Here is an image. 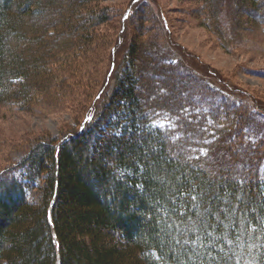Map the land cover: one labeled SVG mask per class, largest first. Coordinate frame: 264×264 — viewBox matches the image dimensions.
Wrapping results in <instances>:
<instances>
[{
	"label": "trees",
	"instance_id": "trees-1",
	"mask_svg": "<svg viewBox=\"0 0 264 264\" xmlns=\"http://www.w3.org/2000/svg\"><path fill=\"white\" fill-rule=\"evenodd\" d=\"M105 1L0 0V107L65 105L89 86ZM194 3L222 36L264 29V0ZM129 4L121 59L114 47L82 116L0 168V264H264V106L154 38L148 22L171 31L159 0ZM181 218L204 233L195 254L174 242ZM213 229L228 240L208 244Z\"/></svg>",
	"mask_w": 264,
	"mask_h": 264
},
{
	"label": "rangeland",
	"instance_id": "rangeland-1",
	"mask_svg": "<svg viewBox=\"0 0 264 264\" xmlns=\"http://www.w3.org/2000/svg\"><path fill=\"white\" fill-rule=\"evenodd\" d=\"M130 1L104 2L115 7L114 18L99 27L101 33H105L102 43H108L98 47L97 59L89 65L94 68L89 86L84 85L85 89L79 95L65 105L40 101L26 108L12 104L0 107V168L19 161L38 138L59 135L65 127L74 125L82 116L90 95L102 81L105 70L110 68L109 53L111 50L114 52V47L117 49V60L121 59L115 42L118 39L119 19ZM194 1L159 0L171 20V31L154 29L157 28L156 24L148 22L151 25L150 32L154 30L152 35L159 40L175 41L185 50V60L191 65L197 66L199 62L203 66L216 68L232 88L241 89V97L264 106V29L260 24L250 21L238 34L224 33L226 36H222L223 32L207 26ZM136 5L129 4L128 8H135ZM128 11L125 16H128ZM257 121L260 122V119ZM30 194L36 200L40 189L34 188Z\"/></svg>",
	"mask_w": 264,
	"mask_h": 264
},
{
	"label": "snow or ice",
	"instance_id": "snow-or-ice-1",
	"mask_svg": "<svg viewBox=\"0 0 264 264\" xmlns=\"http://www.w3.org/2000/svg\"><path fill=\"white\" fill-rule=\"evenodd\" d=\"M184 194V193H181ZM195 200V197L192 198ZM196 207V205H193ZM199 212H197V216H201ZM219 219V216L217 217ZM189 220H191V217H189ZM199 221H193L192 225L189 226L187 224H184L183 219L181 218L180 224L176 225V229L178 230L179 236L174 237V242L177 246H181L182 248L185 246H191L193 249V254L197 253L199 249L205 247V241H204V233L201 232L200 228L197 226ZM260 225V229L262 232H264V218H260L258 221ZM181 224H184V227L181 228ZM206 227V226H205ZM236 226L233 225V228ZM244 231V229H241V232ZM249 235H251L252 232L255 231V229H249ZM191 234V235H189ZM208 244H216L219 243L220 238L222 237L224 240H228V236L226 232L221 231L219 234H217L216 230L213 229L211 232H207ZM237 239H240L239 234H237ZM264 239V237H261ZM231 243V241H229ZM174 264H177V262H174ZM178 264H189V261H179ZM199 264H211V260L206 261L204 259H200ZM239 264V262H237Z\"/></svg>",
	"mask_w": 264,
	"mask_h": 264
},
{
	"label": "bare ground",
	"instance_id": "bare-ground-1",
	"mask_svg": "<svg viewBox=\"0 0 264 264\" xmlns=\"http://www.w3.org/2000/svg\"><path fill=\"white\" fill-rule=\"evenodd\" d=\"M128 10H129V11H128ZM127 11H128V13H130V12H131V11H130V8H128ZM126 14H127V12H126Z\"/></svg>",
	"mask_w": 264,
	"mask_h": 264
}]
</instances>
